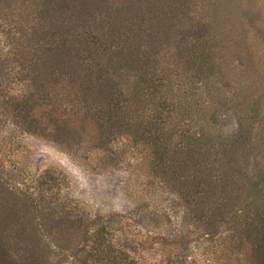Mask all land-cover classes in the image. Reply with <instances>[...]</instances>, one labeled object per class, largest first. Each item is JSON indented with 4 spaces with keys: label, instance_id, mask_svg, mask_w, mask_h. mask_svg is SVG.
<instances>
[{
    "label": "rangeland",
    "instance_id": "374dc122",
    "mask_svg": "<svg viewBox=\"0 0 264 264\" xmlns=\"http://www.w3.org/2000/svg\"><path fill=\"white\" fill-rule=\"evenodd\" d=\"M64 1L46 0L37 46L75 37L79 92L100 95L54 117L68 84L54 89L52 56L27 40L38 0H0V246L34 264H261L244 228L264 217V0H71L59 18ZM105 98L121 101L110 121Z\"/></svg>",
    "mask_w": 264,
    "mask_h": 264
},
{
    "label": "trees",
    "instance_id": "16d2710c",
    "mask_svg": "<svg viewBox=\"0 0 264 264\" xmlns=\"http://www.w3.org/2000/svg\"><path fill=\"white\" fill-rule=\"evenodd\" d=\"M47 1L49 2L50 0H47ZM45 2H46V0H38V2H37L38 5H35V7L37 9V18L38 19L35 20L36 23L31 26V28H30L31 37L29 36L27 40L30 43H32V46L36 51H40L41 54H45V52H46L49 56H52L53 62H54V68H53V71L51 74L52 76L49 77L50 78V84L52 82V86L55 89V83L56 82H58V81L65 82L66 84H68V89H67L68 96H64V101H65L64 103H57V92L53 96L54 99L52 97L46 96V98H44L46 101L45 106L36 107L37 113L31 114V116H23L28 121L30 126L36 125V124H32V123H34V120H36L35 121V123H36L37 120L42 119V121H43L44 117H50L52 109L51 110H49V109L52 108L54 106L53 104H55V103H57V104H55V106L53 108L52 115H54V117H56V116L60 117L62 115L61 110L65 111V113L66 112L69 113V111L76 109L82 100L85 101L86 96L90 99H95L98 95H100L98 92L100 89H96V90L89 89V90H85V92H83V93L79 92L80 88L85 89L83 86L86 83H90V81L85 79L86 76H83V78H82V76L80 74H78V76L75 75V73L77 72L74 69V66H75L74 58L76 56V53L74 51V41L76 40L75 37L72 36V37L60 38L61 35H58V32L60 31L59 30V31H55V32L50 34V37L52 39L51 41L46 39L42 45L37 46L36 39H44L42 37V35H45L47 33V31L45 29H50V27L44 23V20H45L44 17L47 13V6H48V5H44V4H46ZM70 2H71V0H65L64 3L61 5L62 8H56L55 7L54 9H52L53 14L55 13L58 15L59 18H61V15L63 13L71 11V8L69 5ZM80 43H81V45H84V44L88 45L90 43H95V41H93L92 39L88 40V38L85 37V39L83 38V40H81ZM78 49H79V47H78ZM105 49H106V47H104V50ZM198 49L199 48L194 49L193 54H197ZM177 51H179V49ZM72 53H73V55H72ZM136 55L138 56L137 53H136ZM194 57H196V56L187 55V60H189L190 63L194 62V65H196L197 62L200 61V59L199 60L193 59ZM129 59H131L130 55L126 59V61L128 62ZM127 62L123 63L121 65V67H125ZM66 63H70V70H65L62 68L66 65ZM61 64H63V65H61ZM177 64L179 65V63H177ZM81 65L82 64H79V66H81ZM78 70H79V67H78ZM114 71H115V73H117L118 76H122L123 73H126L125 70H122L118 67ZM97 77L101 78L102 76L98 75V73H97ZM112 80H113V78H112ZM139 81L142 84V88H144L143 94H147L146 91L150 89V85H149L150 81L146 78V75L144 77L140 78ZM162 81H163V78H162ZM162 84H163V82H162ZM113 85H114L113 83L110 84V87H112ZM159 87L162 88L161 85H159ZM43 89H45L43 87V85L37 87V91L35 94H40V92ZM22 96L24 97V95H22ZM107 96H108V94H107ZM77 99H80V102L77 103L76 105H73V102ZM105 99L107 100V98H105ZM130 99L131 98L126 99V101H125V98H124L123 101L127 102ZM24 102L27 103V99H25ZM120 102L121 101L114 102L111 104L107 100V105L109 106L107 108V120L108 121L116 118L119 115ZM74 106H76V108ZM83 106L84 107L87 106V103L84 102ZM127 108L130 112L129 107H127ZM19 110H20L19 112L22 111L21 109H19ZM26 111L27 110L25 108L24 112H26ZM53 112H54V114H53ZM82 112L83 111L78 110L76 112V115L73 118L75 119V118L79 117L82 114ZM137 115L136 114H130L129 119L131 121V124H129V126L132 127L135 125L136 130L141 131V132H149V130H148L149 128L145 127V124H144V121L142 120V118H139ZM189 117H190V115H189ZM189 117L185 119V122L188 121ZM132 121H133L134 125L132 124ZM146 137L148 139L152 140L150 135H146ZM152 151H153L152 153L156 154L158 159L163 157L164 152L162 151V149L160 151L159 148L156 146V144H154L152 146ZM153 185L160 186L161 184H160V182H153ZM192 199H194V198H192ZM185 201H187V200H185ZM187 203H189V202H187ZM196 203L198 204L199 202H196ZM210 213H212L214 219L217 220V222H218V219L219 220L221 219L220 217L222 215L220 216V213L215 211L214 209ZM194 218H196L198 221H201L203 223V216L199 215L197 212H196ZM247 228L250 232L249 239H252L254 241L253 242V249L250 248V250H249L250 256L254 257V255H256V257H261L260 263L264 264V217L260 216L257 219V223L252 222L249 224V227H245L244 229H247ZM182 229L188 231L187 227L180 228V230H182ZM98 233H99V231H97L94 234V236H96ZM98 236H96V237L98 239L102 238V241H99V242L97 241L95 246H98V247L100 246V250L105 252L103 245L105 244L106 240L104 239V237L102 235L99 237ZM95 241H96V239L93 237L90 242H95ZM0 243H1V245L9 244L8 240H7V235L3 234L1 232H0ZM177 243H178V241H177ZM92 245L94 246V244H92ZM17 249H18V247H17ZM95 249H97V248L95 247ZM112 256L111 257L113 258L115 264L116 263H119V264L122 263L123 264V261H124L123 258H121L120 256L118 257L114 254ZM35 259H36V256H34L33 253H31V252H25L24 256L21 257V256H19V253L16 250L14 251V254H10V252L6 249V247L5 248L3 246L1 247V252H0V263L1 264H34L36 261H38V259H36V260ZM132 262H133L132 260L129 261L130 264H132Z\"/></svg>",
    "mask_w": 264,
    "mask_h": 264
}]
</instances>
